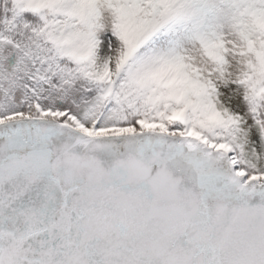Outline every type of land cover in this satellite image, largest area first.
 <instances>
[{
	"label": "snow or ice",
	"instance_id": "snow-or-ice-1",
	"mask_svg": "<svg viewBox=\"0 0 264 264\" xmlns=\"http://www.w3.org/2000/svg\"><path fill=\"white\" fill-rule=\"evenodd\" d=\"M0 264H264V0H0Z\"/></svg>",
	"mask_w": 264,
	"mask_h": 264
}]
</instances>
